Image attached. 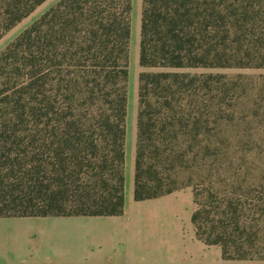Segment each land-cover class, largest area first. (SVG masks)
<instances>
[{
  "label": "trees",
  "instance_id": "trees-1",
  "mask_svg": "<svg viewBox=\"0 0 264 264\" xmlns=\"http://www.w3.org/2000/svg\"><path fill=\"white\" fill-rule=\"evenodd\" d=\"M46 0H0V40ZM133 0H59L0 52V218L125 206ZM134 200L191 188L195 238L264 261V0H142ZM147 69H157L148 71Z\"/></svg>",
  "mask_w": 264,
  "mask_h": 264
},
{
  "label": "rangeland",
  "instance_id": "rangeland-1",
  "mask_svg": "<svg viewBox=\"0 0 264 264\" xmlns=\"http://www.w3.org/2000/svg\"><path fill=\"white\" fill-rule=\"evenodd\" d=\"M58 1L46 0L32 14L6 33L0 40V52ZM141 8L142 0H133L126 120V174L130 177H133L136 148L138 77L142 71L139 66ZM147 70L157 71V69ZM181 71L191 73L212 71L229 75L264 73V70L185 69ZM181 195L183 202L191 205L192 191L185 190ZM95 221L79 224L61 220L42 221L36 228H30L32 236L24 239V247L18 250L27 259L36 261L64 259L84 262L112 261L119 264H189L203 262L206 260L204 255L214 261L221 258L219 247H206L194 238L191 222H188L187 227L176 228L174 221L158 210L143 214L142 217L129 215L118 218L115 222ZM214 251L217 252L215 258ZM229 264H264V261H231Z\"/></svg>",
  "mask_w": 264,
  "mask_h": 264
},
{
  "label": "crops",
  "instance_id": "crops-1",
  "mask_svg": "<svg viewBox=\"0 0 264 264\" xmlns=\"http://www.w3.org/2000/svg\"><path fill=\"white\" fill-rule=\"evenodd\" d=\"M135 159V157H134ZM185 190H191V188H185L163 197L145 201L134 200V166L133 177L126 174L125 163V206L124 212L118 216H77V217H11L0 218V264H119L116 262H100L91 260L89 262L84 261H69V260H54L46 259L44 261L29 260L24 254H20L19 248L24 247V239L32 236L30 228H36L42 221L47 220H61L62 222H71L73 224L94 222L105 223L117 221L118 218H124L129 215H137L142 217L143 214L151 213L153 211H161L167 217H170L174 221L176 228L187 227L188 222H191L192 213L194 211V200L192 192V202L189 205L187 202H183V192ZM187 196V195H186ZM185 198V197H184ZM188 199V197H186ZM95 221V222H96ZM192 224V222H191ZM194 238V228L191 227ZM196 239V238H195ZM197 240V239H196ZM198 241V240H197ZM200 242V241H199ZM202 243V242H201ZM203 244V243H202ZM206 246V245H205ZM206 247H218V246H206ZM217 256V252L214 251L213 257ZM206 257V258H205ZM203 262H193L189 264H229L231 261L223 260L222 252L219 260H210L204 255Z\"/></svg>",
  "mask_w": 264,
  "mask_h": 264
}]
</instances>
